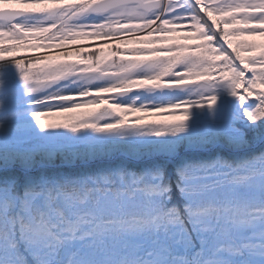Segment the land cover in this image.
<instances>
[{"label": "snow or ice", "instance_id": "obj_1", "mask_svg": "<svg viewBox=\"0 0 264 264\" xmlns=\"http://www.w3.org/2000/svg\"><path fill=\"white\" fill-rule=\"evenodd\" d=\"M70 7L64 0H51L35 14L64 19ZM74 8L79 14L93 9L111 14L102 22L71 29L76 40L49 41L48 52L30 48L37 43L34 38L27 43L12 34L0 39V61L15 64L27 86L25 95L62 80L65 74L47 64L84 63L81 52L88 65L118 59L134 70L147 66L152 71L72 95L37 94L31 101L37 106L74 101L31 112L41 129L57 128L45 122L53 114H99L113 103L101 93L189 85L207 90L217 81L227 82L230 94L241 101L256 98L254 110L245 113L250 120L264 117V43L254 39L264 37V0H91ZM59 22L25 32L46 34ZM188 40L196 42H181ZM77 74L95 76L90 71ZM3 95L0 80V109ZM205 99L211 108L217 96L202 94L151 108L121 105L117 119L107 124L92 120L66 128L111 132L152 126L159 137L184 131L189 109ZM126 109L141 118L130 119ZM178 176L182 205L172 203L171 185L149 173L38 182L22 193L0 185V264H264V154L236 166L218 160L185 167ZM204 177L213 179L204 183Z\"/></svg>", "mask_w": 264, "mask_h": 264}, {"label": "trees", "instance_id": "obj_2", "mask_svg": "<svg viewBox=\"0 0 264 264\" xmlns=\"http://www.w3.org/2000/svg\"><path fill=\"white\" fill-rule=\"evenodd\" d=\"M90 19L88 22H81V25L89 26L102 22L100 17ZM75 28L77 26L74 22L63 24L60 21L55 31L49 30L46 34L28 33L25 35L13 29L5 36L0 35V39L12 34L25 39L27 43L28 37L34 38L37 43L28 46L36 53L48 52L51 40L78 39L75 33L70 34V30ZM254 39L264 43V37H254ZM181 42L191 44L196 41ZM5 43H12V41H5ZM20 54L23 55V53ZM80 57L84 63L64 61L59 65H46L49 69H57V74L62 72L70 79L66 82L60 80L53 83L48 90L50 94H56V90H59L60 95H72L83 91L86 87H103L148 75L152 71L147 66L134 70L129 65L122 64L118 59L115 62L104 61L103 63L93 61L91 65H88L85 52H81ZM44 66L41 65V67ZM182 67L180 66L177 71ZM84 71L94 72L99 80L85 82V80L78 81L71 78ZM167 79H175V77L170 76ZM0 80H3L4 89L2 97L4 106L0 109V166L3 165L6 168L10 166L8 169L0 170V185L14 186L21 193L27 186L38 182L58 183L117 172L149 173L158 175L164 183L171 185L172 203L182 205L184 201L176 187L180 169L206 165L218 160L236 166L255 160L264 154V145L258 149H251L252 146H258L262 141L264 117L253 121L245 114L247 111L254 110L257 103L256 98L253 96L241 101L238 96L230 94V86L225 81H217L207 90L199 85H189L185 88L151 89L136 99L121 100L111 97L108 93H101L100 95H107L113 103L103 107V111L99 114H53L44 117L45 122L57 128L41 129L31 112L41 108L67 106L74 101L50 100L40 106L33 105L31 101L37 98V94L25 95L27 86L20 78L19 71L11 59L0 61ZM37 86L40 85L33 84L34 88ZM202 94L204 96L215 94L216 103L209 108L205 99L201 105H193L189 109L190 115L185 122L186 128L182 132L167 131L164 135L157 137L154 135L152 126L111 132H97L92 128H80L73 131L71 128H66L69 124L87 123L92 120L107 124L117 119L121 105H147L151 108L197 98ZM100 104L103 105L104 101L101 100ZM124 114L130 119L141 118L134 110L126 109ZM148 118L159 119V117ZM157 123H164V121L160 120ZM128 132H132L133 135H128ZM216 133L220 140L225 142L227 149L219 148L211 152L217 143ZM125 144L139 148V151L134 150L133 154L142 161L141 163L128 162L121 156L111 161L112 156ZM200 148H206V150H200ZM180 152L184 153L176 161L157 158L159 156L176 157ZM44 162H51L52 166L40 167ZM61 162H65L66 165L58 166ZM243 171L242 169L241 172ZM212 179L213 177H204L202 182L210 183ZM253 202L258 203L259 201L255 199Z\"/></svg>", "mask_w": 264, "mask_h": 264}, {"label": "water", "instance_id": "obj_3", "mask_svg": "<svg viewBox=\"0 0 264 264\" xmlns=\"http://www.w3.org/2000/svg\"><path fill=\"white\" fill-rule=\"evenodd\" d=\"M88 12L89 13L101 14V13H107L109 11L105 12V11H97V10L93 9V10H89ZM28 13H32V12H30V11H22V10H10V9L1 10L0 11V19L5 20L7 22H13V21L17 20L18 18H20L23 15L28 14ZM146 90L147 89L139 88V89H134L132 91H129V92L125 93V94H116L114 96H119V97L136 96V95H138L141 92H144ZM129 152H130V148L129 147L124 148L121 151V153L123 155L127 156L128 158H130Z\"/></svg>", "mask_w": 264, "mask_h": 264}, {"label": "clouds", "instance_id": "obj_4", "mask_svg": "<svg viewBox=\"0 0 264 264\" xmlns=\"http://www.w3.org/2000/svg\"><path fill=\"white\" fill-rule=\"evenodd\" d=\"M5 7H7V5H5ZM46 19L48 20V22L50 24L52 23H55L57 20H60L62 22H64L66 24V21L63 20V17H58V16H49V17H46ZM37 22H40V21H37ZM25 23H27V21H25ZM33 59H35V57H33ZM187 66V65H186ZM38 76H43L45 75V73H42V72H38L37 73ZM94 80H99V77L98 76H91V77H86L85 78V82H92ZM51 88V85H48V86H44L40 89V91L37 93L38 95H42V94H50L49 93V89ZM59 90H56V93L58 94Z\"/></svg>", "mask_w": 264, "mask_h": 264}, {"label": "rangeland", "instance_id": "obj_5", "mask_svg": "<svg viewBox=\"0 0 264 264\" xmlns=\"http://www.w3.org/2000/svg\"><path fill=\"white\" fill-rule=\"evenodd\" d=\"M81 78H85V77L82 76ZM60 79H62V81H64V82L69 81V79H67L66 76H64V77L62 76V77H60ZM36 88L39 89L40 86H37Z\"/></svg>", "mask_w": 264, "mask_h": 264}]
</instances>
